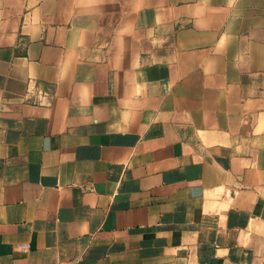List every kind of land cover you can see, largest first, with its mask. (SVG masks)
Returning a JSON list of instances; mask_svg holds the SVG:
<instances>
[{"label":"crops","instance_id":"1","mask_svg":"<svg viewBox=\"0 0 264 264\" xmlns=\"http://www.w3.org/2000/svg\"><path fill=\"white\" fill-rule=\"evenodd\" d=\"M0 264H264V0H0Z\"/></svg>","mask_w":264,"mask_h":264}]
</instances>
